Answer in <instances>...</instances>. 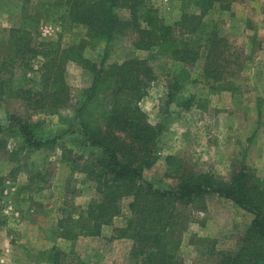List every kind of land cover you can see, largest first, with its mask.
I'll return each instance as SVG.
<instances>
[{
	"label": "trees",
	"instance_id": "1",
	"mask_svg": "<svg viewBox=\"0 0 264 264\" xmlns=\"http://www.w3.org/2000/svg\"><path fill=\"white\" fill-rule=\"evenodd\" d=\"M181 1L183 14L173 25L165 22L152 0L44 1L37 3L35 13L26 8L20 27L0 31V37L2 32L8 33L4 41L10 53L0 57V74H7L6 81L0 82V109L4 96L7 100L15 97L34 102V106L25 108V113L18 110L6 115L7 128L20 142L9 152V162L15 164L11 177L15 179L20 170V156L35 172L28 187L40 177L39 168L60 138L45 137L42 124L34 123L30 112L34 107L50 106V111L57 114L72 106L64 65L75 62L92 73V84L84 101L78 107L72 106L73 118L67 120V134L79 135L84 146L98 150V155L70 162H83L82 167L75 168L96 184L100 200L92 201L78 218L58 221V229L43 237L53 234L54 239L74 241L80 236H100L102 228L121 214V201L130 198L127 224L119 238L133 241V264H183L180 233L194 220L191 206L197 199L216 195L254 216L241 236L238 250L221 253L219 264H264V183L244 164L235 167L226 180L174 162L170 166L175 169L171 173L175 189H159L147 181L146 171L160 160L159 141L164 131L162 124L149 121L141 106L156 81L152 56L108 65L107 47L99 63L86 55L89 49L101 43L108 45L117 35L131 31L137 50L162 48L177 65L171 80L175 84L170 82L169 88L180 89L178 82L189 80L191 68L202 60V73L207 82L213 83L211 88L238 92L235 86L225 87L222 85L225 81L221 82L231 61L226 54L227 41L219 34L222 22L219 18L230 9L232 0ZM42 19L65 29L81 28L83 35L78 44L67 48L62 47L61 41H42L39 39ZM39 58L42 61L36 68L34 60ZM11 84L16 85V91ZM37 95L40 98L35 101ZM102 95L111 99L108 108L100 107ZM169 102H175L171 93ZM180 106L190 108L191 101L183 100ZM2 122L0 116V135L4 129ZM7 144L0 137V152ZM167 160L172 162L174 157ZM3 182L0 177V188ZM54 256L57 259L59 253ZM54 264L60 263L55 260Z\"/></svg>",
	"mask_w": 264,
	"mask_h": 264
},
{
	"label": "rangeland",
	"instance_id": "2",
	"mask_svg": "<svg viewBox=\"0 0 264 264\" xmlns=\"http://www.w3.org/2000/svg\"><path fill=\"white\" fill-rule=\"evenodd\" d=\"M44 1L54 0H0V31L20 27L26 8L35 13L37 3ZM152 3L169 25L183 14L181 0ZM219 19V34L227 41L226 54L231 61L221 82L225 81V87L235 86L236 93L211 88L213 83L207 82L202 73V60L191 68L189 80L178 82L180 89L169 88L177 65L162 48L137 50L131 31L117 35L108 45L101 43L87 51L86 55L99 63L107 47L108 65L152 56L156 81L141 106L152 124L164 127L159 141L160 160L145 173V179L159 189H175L171 176L175 169L170 166L173 162L226 180L235 167L244 164L264 183V0H232L230 9L223 11ZM82 32L81 28L65 29L45 19L39 24V39L61 41L63 48L78 44ZM7 34L1 33L0 57L10 54L4 41ZM41 61L34 60L36 68ZM64 67L70 104L78 107L92 84V73L75 62H67ZM6 79V73L0 74V82ZM10 87L17 89L16 85ZM169 93L175 96V102H169ZM39 98L37 95L35 101ZM3 99L0 116L4 129L0 137L8 144L0 152V177L4 179L0 188V264H54L55 260L60 264H133V241L119 238L127 224L130 198L121 201V214L102 228L100 236H80L74 241L54 239L53 234L43 237L58 229V221L78 218L92 201L100 200L96 184L75 168L82 167L83 162H70L79 157L91 159L98 150L85 147L79 135L67 134L72 106L57 114L50 111V106L34 107L31 118L42 124L44 136L60 139L39 168L40 177L33 180L32 187L28 186L35 172L26 166L23 156L18 159L20 170L13 179L10 172L15 164H10L9 152L20 142L7 128L6 115L18 110L25 113L34 102L15 97L10 101L6 96ZM188 99L190 108L180 106ZM99 102L101 108H108L111 99L102 95ZM168 157H174V161L169 162ZM190 211L194 220L180 233L183 264H219L221 253L238 250L241 236L254 219L251 213L216 195L197 199ZM55 252L59 253L57 259Z\"/></svg>",
	"mask_w": 264,
	"mask_h": 264
},
{
	"label": "built area",
	"instance_id": "3",
	"mask_svg": "<svg viewBox=\"0 0 264 264\" xmlns=\"http://www.w3.org/2000/svg\"><path fill=\"white\" fill-rule=\"evenodd\" d=\"M1 262H5V260H4V259H2V260H1Z\"/></svg>",
	"mask_w": 264,
	"mask_h": 264
}]
</instances>
